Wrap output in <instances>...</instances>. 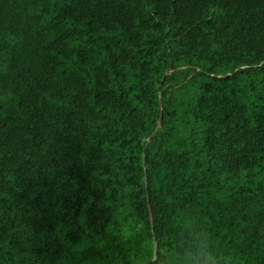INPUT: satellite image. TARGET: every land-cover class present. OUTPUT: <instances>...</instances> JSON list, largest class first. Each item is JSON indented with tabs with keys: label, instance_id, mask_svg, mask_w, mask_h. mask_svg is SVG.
<instances>
[{
	"label": "trees",
	"instance_id": "16d2710c",
	"mask_svg": "<svg viewBox=\"0 0 264 264\" xmlns=\"http://www.w3.org/2000/svg\"><path fill=\"white\" fill-rule=\"evenodd\" d=\"M264 264V0H0V264Z\"/></svg>",
	"mask_w": 264,
	"mask_h": 264
},
{
	"label": "water",
	"instance_id": "95a60500",
	"mask_svg": "<svg viewBox=\"0 0 264 264\" xmlns=\"http://www.w3.org/2000/svg\"><path fill=\"white\" fill-rule=\"evenodd\" d=\"M157 263V261L155 260L154 262H152V263H150V264H156Z\"/></svg>",
	"mask_w": 264,
	"mask_h": 264
},
{
	"label": "rangeland",
	"instance_id": "374dc122",
	"mask_svg": "<svg viewBox=\"0 0 264 264\" xmlns=\"http://www.w3.org/2000/svg\"><path fill=\"white\" fill-rule=\"evenodd\" d=\"M155 260H156V261H157V263H158V259H157V256H156ZM155 260H154V261H155ZM157 263H156V264H157Z\"/></svg>",
	"mask_w": 264,
	"mask_h": 264
}]
</instances>
